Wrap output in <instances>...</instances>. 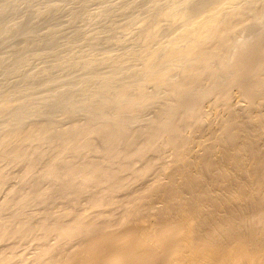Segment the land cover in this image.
<instances>
[{
    "label": "bare ground",
    "instance_id": "obj_1",
    "mask_svg": "<svg viewBox=\"0 0 264 264\" xmlns=\"http://www.w3.org/2000/svg\"><path fill=\"white\" fill-rule=\"evenodd\" d=\"M240 22L188 49L197 64L170 82L184 101L211 79L215 110L199 96L178 119L160 109L132 129L135 101L123 116L0 136V264H264V41L240 52L228 81L213 68ZM143 23L145 38L162 27ZM4 163L20 168L19 185Z\"/></svg>",
    "mask_w": 264,
    "mask_h": 264
},
{
    "label": "rangeland",
    "instance_id": "obj_2",
    "mask_svg": "<svg viewBox=\"0 0 264 264\" xmlns=\"http://www.w3.org/2000/svg\"><path fill=\"white\" fill-rule=\"evenodd\" d=\"M200 1L211 4L195 11ZM236 16L241 22L232 46L213 61L219 83L233 77L243 49L264 41V0H0V136L22 134L39 122L65 129L96 112L123 116L135 101L140 115L124 117L132 129L160 109L178 119L177 109L196 106L199 96H206L207 110L219 108L211 79L198 81L184 101L170 82L197 64L188 49L223 32ZM143 22L161 30L145 38ZM158 71L170 75L168 83L146 81ZM2 165L12 184L20 182V168Z\"/></svg>",
    "mask_w": 264,
    "mask_h": 264
}]
</instances>
